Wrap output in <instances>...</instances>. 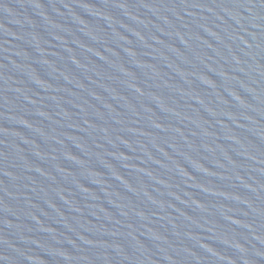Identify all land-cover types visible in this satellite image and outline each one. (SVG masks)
I'll list each match as a JSON object with an SVG mask.
<instances>
[{
  "label": "water",
  "instance_id": "95a60500",
  "mask_svg": "<svg viewBox=\"0 0 264 264\" xmlns=\"http://www.w3.org/2000/svg\"><path fill=\"white\" fill-rule=\"evenodd\" d=\"M0 264H264V0H0Z\"/></svg>",
  "mask_w": 264,
  "mask_h": 264
}]
</instances>
